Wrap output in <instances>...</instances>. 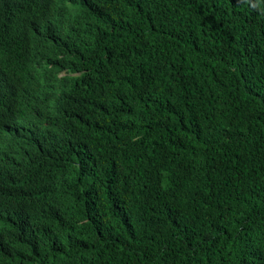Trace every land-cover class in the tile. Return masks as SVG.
Segmentation results:
<instances>
[{
    "label": "trees",
    "instance_id": "trees-1",
    "mask_svg": "<svg viewBox=\"0 0 264 264\" xmlns=\"http://www.w3.org/2000/svg\"><path fill=\"white\" fill-rule=\"evenodd\" d=\"M0 264H264V0H0Z\"/></svg>",
    "mask_w": 264,
    "mask_h": 264
}]
</instances>
